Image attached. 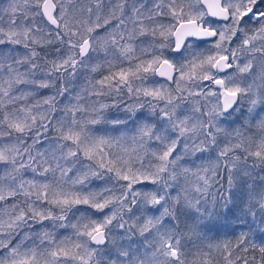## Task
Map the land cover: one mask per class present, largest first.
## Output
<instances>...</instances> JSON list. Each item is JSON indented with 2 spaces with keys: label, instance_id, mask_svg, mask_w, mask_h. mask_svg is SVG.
Returning <instances> with one entry per match:
<instances>
[{
  "label": "snow or ice",
  "instance_id": "1",
  "mask_svg": "<svg viewBox=\"0 0 264 264\" xmlns=\"http://www.w3.org/2000/svg\"><path fill=\"white\" fill-rule=\"evenodd\" d=\"M109 3L106 12L104 0L0 5V137H15L0 147V202L15 201L0 206V264H264V242L255 240L264 234V174H256L264 173V0ZM56 44L43 57L37 51ZM93 53L105 59L90 72L106 66L109 74L81 91L97 99L85 107L77 93L75 104L58 109ZM124 61L128 67L112 71ZM157 76L175 87L150 83ZM23 85L54 92L16 107L34 95ZM111 109L117 115L110 119ZM241 116L245 128L256 119L258 139L230 130ZM130 123L131 137L111 134ZM41 136L49 146L33 154ZM28 137L33 144L26 146ZM92 178L118 187L88 189ZM220 219L242 229L235 243L187 248L193 238L208 239ZM46 222L50 229L31 231ZM68 227L71 234L58 239L57 229Z\"/></svg>",
  "mask_w": 264,
  "mask_h": 264
},
{
  "label": "trees",
  "instance_id": "2",
  "mask_svg": "<svg viewBox=\"0 0 264 264\" xmlns=\"http://www.w3.org/2000/svg\"><path fill=\"white\" fill-rule=\"evenodd\" d=\"M75 1H77V0H75ZM105 1L106 0H104V4H105ZM154 1L155 0H153V2ZM112 3H114V2H112ZM38 23H39V19H38ZM45 30H47V28ZM210 42H214V41H210ZM236 42H238V41H236ZM59 47H60V45L56 44L54 46H49L47 48H37V51H39L40 54H41V57H43L45 55V53H53L55 51V49L59 48ZM206 47H207V43H204V44L200 45L201 49L206 48ZM17 49L20 52L24 51L22 47H17ZM48 57L51 58L52 55H49ZM40 62H42V61H40ZM106 72H108L106 70V68L105 67H101V68H99L97 70L96 73L89 72V74H77L75 76V78H73V80H72L73 91H71V93H69V94H66L62 98L58 97V101L59 102L57 104V108L61 109V108L64 107L65 104L71 103V101L76 103L75 96L77 95V93H79L76 90V85L79 82H84V81L86 82L89 79H91L92 81H95L96 79H101L103 76L108 75V74H103V73H106ZM36 78L37 79H43L44 77L41 74H37ZM134 86H139V82H136V84ZM57 87H59V85H57ZM20 88H21L22 91H29V92H33L34 93V95L29 97L26 101H21L22 104L23 103L34 104V103H36V101L42 100L43 98L52 95L53 92H54V90L52 88H47V89L36 88L34 86H31V85H23V86H20ZM89 91H92V89L89 90ZM79 94L82 97V100L80 101V103H82L84 105V102H85V99H86L87 96L84 97L83 93H79ZM70 97H71V99H70ZM125 97H126V90H125ZM89 98L92 101L97 99V97H95L94 95L91 96V97L89 96ZM99 100L102 103H109L110 104L112 102L111 99H109L107 97H100ZM73 102H72V104H75ZM89 106H87V107H89ZM16 107H19V106L16 105ZM243 107L245 109V114H246L247 105L245 104V105H243ZM146 111H147V109H145V112ZM261 114L264 115V112H261ZM52 115L54 116L55 120H59L63 116V112L62 111H57L56 113H53ZM84 115L87 116V113L82 114V116H84ZM105 115H107L111 119V118L115 117L117 115V113H116L115 109H111V110H105ZM82 116H77V119H81ZM121 118H123V117H121ZM68 119L70 120L71 117L69 116ZM257 119H259V116H257ZM131 124L132 123H130L128 126H131ZM255 124H256V119H253V120H251V123H250L249 127L245 128L243 126L244 125V117L241 116L235 123L230 125V130L231 129H235L237 127H240L241 131L244 133L245 136L256 134L257 139H258L259 138V134L256 131ZM98 126L100 127L101 125H97L96 127H98ZM105 127H111V126L108 125V126H105ZM122 130L123 129H120L118 132H120ZM33 135H34V133H33ZM47 135H48L49 138H53L55 136V133L50 129L48 131ZM4 140H7L8 142L13 143V142H15V137H13L11 140L10 139H5V137H0V147L3 146L1 144L4 143ZM223 143H224V141L221 142V146H223ZM32 144H33V140L31 139V137L26 138V146L27 145H32ZM48 146H49V141L45 140V138L43 136H41L40 139L34 145L33 154H35L38 151H43V150L47 149ZM22 150L23 149H21V151ZM215 154L216 153L214 151L212 153L211 157H209V158L214 160L215 159ZM237 155H240V153H237ZM25 159H26V157H25ZM85 163H87V161H85ZM196 163H200V161L197 160ZM249 164H251V161H249ZM3 170H4L3 169V165H0V173H2ZM29 174H31V170H28V171L25 172V176H27ZM256 174H257V178H258L259 175H262L264 173H260L259 169H256ZM75 175L76 174L73 173V176H75ZM93 179H95V178H93ZM95 180L96 181L94 183H89L88 184V189L100 190L101 188H104L106 186L107 187H118L117 185H114V183L112 181H110V180L105 181V182H102V181L97 180V179H95ZM182 182L183 181L181 180V183ZM173 195H175L174 192H173ZM14 202L15 201L12 198H9L6 202H0V206H4L5 204L11 205ZM79 207H80L81 211H84L87 206H79ZM91 211H94V210H91ZM192 211H194V210H192ZM76 215H79V213H76ZM94 218L102 219V217L99 214H97V216H95ZM183 219H184V217H181V225H180L181 229H183ZM70 220L72 222H75V216H72ZM47 224H50V222H47ZM164 224L166 226H169V219L168 218H165ZM40 226H41L40 224L33 225L31 231L32 232L41 231V227ZM62 230H63V232H65V234L67 236L70 235L71 232H72L70 227L63 228ZM241 230H242L241 228L236 227L235 221H231V220L225 221L223 219H220V220L215 222V227L212 229V231L210 233H208V237H209L208 239L196 240L195 238H193L192 243L191 244H187V248L189 250H192V244H195V245L204 244V245H206L208 243H213L214 244V243H217V242H223L225 240H231L233 243H235L236 234L239 233ZM23 231L26 232V231H28V229H24ZM22 235H23V232H21L20 234H18L15 237H13L12 242L14 243L16 238L20 237ZM149 239H150V237H149ZM255 240H256L257 243L264 242V234H260L259 232H257V234L255 236ZM205 250H207V249H205ZM1 251H3V249H0V253H1ZM253 255H255L257 260L259 259V252L258 251L253 252V251L249 250L248 256L251 257Z\"/></svg>",
  "mask_w": 264,
  "mask_h": 264
},
{
  "label": "rangeland",
  "instance_id": "3",
  "mask_svg": "<svg viewBox=\"0 0 264 264\" xmlns=\"http://www.w3.org/2000/svg\"><path fill=\"white\" fill-rule=\"evenodd\" d=\"M6 2H7V0H0V5H6ZM112 2L115 3V0H112ZM140 2H141V3H145V4H147V7H149V8H151V7L153 6V4L155 3V1L153 2V0H140ZM81 3H87V0H77V1H75L76 7H79V6L81 5ZM164 3H167V1L164 0ZM104 5H105V12H106L107 9H108L109 7H111V4L109 3V0H106ZM93 18H94V17H93ZM101 22H102V21H101ZM162 22H164V23H168L169 20H168L167 17H165V18H163ZM114 23H115V22H113V26H114ZM221 25H222V23H221ZM105 31H106V29H99V30H97L96 35H97V36H104ZM150 40H151V37H146V38L144 39V43L147 44ZM236 44H238V43H237V42H236V43H233V44H232V47H235ZM97 48H98V50H99V45H97ZM17 50H18V49H17ZM18 51H19V50H18ZM48 59H50V60L53 59V56H52L51 58L48 57ZM104 59H105V57L103 56L102 53H101L100 55H97L96 53H93L92 56H91V58H90V60L86 62V63H88L89 70H90V68H91V66H92L93 64H96L97 62H102ZM241 62H243V61H241ZM128 66H129V65H128V62H127V61H124L123 64H119V63H118V64H117V67L114 68V69H112V71H118L120 67H125V68H126V67H128ZM104 67L106 68V70H107L108 72L103 73V74H109V69H108L106 66H104ZM89 72H90V71H85V70H83V69H80V70L78 71L77 74H89ZM38 74H39V73H38ZM249 79H250V78H249ZM96 80H99V79H96ZM96 80H95V81H96ZM87 81H88V80H87ZM87 81H86V82H85V81H84V82H79V83L76 85V90H77L79 93H83L84 97L87 96L86 99H85V102H84V106H85V107L89 106V105L92 103V100L89 98L88 92H86V91H81V89H83V88L86 87ZM150 83H168V82H166V81H164V80H160V79L155 78V80H154V81H150ZM168 84H171V82L168 83ZM171 86H172L173 88L175 87L174 84H171ZM89 90H91V89H89ZM72 102H73V101H71V103H72ZM212 102H214V101H212ZM73 103H75V102H73ZM21 104H22L21 101H19V102H17L16 105H17V106H20ZM28 104H29V103H28ZM208 106L211 107V103H210ZM84 116H85V115H84ZM81 118H82V117H81ZM96 126H97V125L90 126V127H91L93 130H96V129H99V128H103V127H105L104 125H101L100 127H99V126L96 127ZM122 131L127 132V135H128L129 137H131V136L134 134V131H135V125H134V124H131V126H128L127 129H123ZM120 132H121V131H120ZM120 132L111 133V134H112V135H119ZM5 139H8V138L5 137ZM9 143H11V142H8L7 140H4V143H2L1 145L9 144ZM127 146L131 147V141H130V140L127 142ZM150 147L155 148L156 145H155V144H152ZM145 163H147V161H145ZM73 173H75V172H73ZM73 173H71L70 175L73 176ZM75 174H76V173H75ZM73 177H74V176H73ZM26 178L31 179V178H32V173L29 174V175H27ZM95 181H96V180L92 178V179L89 181V183H94ZM148 187H151V186L148 185ZM109 212H110V210H106V211H105V214H108ZM155 214H156V215H159V210H157V211L155 212ZM100 216L102 217V215H100ZM102 218H103V217H102ZM69 223H72V221L70 220ZM40 225H41V224H40ZM38 227H39V226H38ZM40 227H41V229H42V227H47V228L50 229V224H47V222H46L44 225H41ZM63 236H67V235L65 234V232H63L62 229H61V230H60V229H57V238L59 239L60 237H63ZM19 239H20V237H17L13 244H15L16 242H18ZM37 242H38V241H37ZM26 243H27V242H26ZM3 253H4V250L1 251L0 255H3Z\"/></svg>",
  "mask_w": 264,
  "mask_h": 264
},
{
  "label": "flooded vegetation",
  "instance_id": "4",
  "mask_svg": "<svg viewBox=\"0 0 264 264\" xmlns=\"http://www.w3.org/2000/svg\"><path fill=\"white\" fill-rule=\"evenodd\" d=\"M221 23H223L222 21H221ZM236 43V42H235ZM237 43H239V41L237 42ZM157 79H160V80H163V79H161V78H158V77H156Z\"/></svg>",
  "mask_w": 264,
  "mask_h": 264
},
{
  "label": "water",
  "instance_id": "5",
  "mask_svg": "<svg viewBox=\"0 0 264 264\" xmlns=\"http://www.w3.org/2000/svg\"><path fill=\"white\" fill-rule=\"evenodd\" d=\"M213 19H215V18H213ZM158 77V76H157ZM158 78H160V77H158ZM161 79H163V78H161ZM164 80V79H163ZM165 81V80H164ZM168 83H170V82H168Z\"/></svg>",
  "mask_w": 264,
  "mask_h": 264
}]
</instances>
